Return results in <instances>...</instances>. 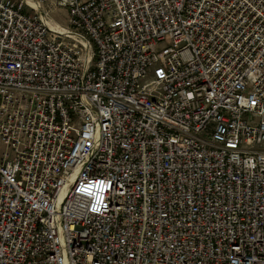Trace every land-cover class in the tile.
I'll return each instance as SVG.
<instances>
[{"label": "built area", "instance_id": "built-area-1", "mask_svg": "<svg viewBox=\"0 0 264 264\" xmlns=\"http://www.w3.org/2000/svg\"><path fill=\"white\" fill-rule=\"evenodd\" d=\"M0 264H264V0H0Z\"/></svg>", "mask_w": 264, "mask_h": 264}, {"label": "rangeland", "instance_id": "rangeland-1", "mask_svg": "<svg viewBox=\"0 0 264 264\" xmlns=\"http://www.w3.org/2000/svg\"><path fill=\"white\" fill-rule=\"evenodd\" d=\"M53 19L59 24H65L66 22V12L63 9H55L52 12Z\"/></svg>", "mask_w": 264, "mask_h": 264}]
</instances>
